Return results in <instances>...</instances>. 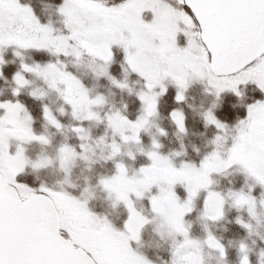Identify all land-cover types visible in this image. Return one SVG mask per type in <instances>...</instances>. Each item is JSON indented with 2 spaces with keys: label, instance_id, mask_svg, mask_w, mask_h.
<instances>
[{
  "label": "snow or ice",
  "instance_id": "6c2138e0",
  "mask_svg": "<svg viewBox=\"0 0 264 264\" xmlns=\"http://www.w3.org/2000/svg\"><path fill=\"white\" fill-rule=\"evenodd\" d=\"M180 3L183 10L173 9L163 0H123L114 7L106 6L102 0H64L58 11L65 17L70 35L56 36L50 25L41 24L32 9L19 0H0V50L12 46L43 49L55 55L74 54L77 60L87 54L107 66L113 60L112 49L121 48L128 67L145 81L147 91L139 97L144 115L133 122L116 113L108 117V122L124 143L140 144V133L158 114V97L167 92L165 81L175 84L178 103L185 99L184 93L194 81H206L217 98L226 91L241 96L240 87L249 83L264 94V0H180ZM146 11L152 13L150 23L145 22ZM194 28L199 31L194 33ZM181 36L184 46L180 44ZM3 62L0 56V64ZM21 67L42 75L53 87L62 84L61 94L72 106L74 118L100 120L92 108L104 103V98H90L87 89L71 73L53 64L44 68L27 64ZM100 74L107 75V68H101ZM14 79L17 84L14 95L19 96V90L28 81L20 73ZM113 83L127 87L115 80ZM0 111L3 112L0 115V264H150L131 245V241H139L143 227L151 222L136 210L132 197L141 199L153 188L158 189L150 197L153 213L170 235L183 237L182 241L174 239L172 264H203L202 244L191 238L184 217L193 211L194 200L201 190L208 192L203 218L214 222L223 217L224 197L210 190L212 175L237 165L264 186V99L247 106V116L239 121L226 152L224 136L217 135L213 141L216 148L198 167L184 163L177 168L170 157L159 151L143 153L151 164L132 177L126 166L118 163L116 175L102 179L101 184L117 204H124L129 211L123 231L114 228L107 217L93 213L87 201L68 192L44 186L36 190L18 182L17 177L30 164L40 168L51 161L33 163L22 147L12 154L10 142L15 140L22 145L50 141L35 134L31 116L21 103H0ZM21 113L25 115L22 117ZM44 113L50 124L57 129L62 127L47 107ZM171 115L179 130L185 132L183 113L174 111ZM204 119L221 133L227 129L211 110ZM73 130L85 132L83 128ZM161 134L166 133L161 130ZM81 147L87 150L84 145ZM111 147V158L120 155L118 144L113 142ZM153 148L158 150L160 145L154 141ZM60 154L61 166L67 168L75 152L64 146ZM128 155L135 159L131 152ZM177 184L185 187L184 201L176 193ZM229 196L235 206H247L254 215L253 197L243 192ZM238 223L251 227L242 220ZM205 243L225 256L224 246L211 233ZM240 251L241 264H249L246 246L241 244Z\"/></svg>",
  "mask_w": 264,
  "mask_h": 264
},
{
  "label": "trees",
  "instance_id": "16d2710c",
  "mask_svg": "<svg viewBox=\"0 0 264 264\" xmlns=\"http://www.w3.org/2000/svg\"><path fill=\"white\" fill-rule=\"evenodd\" d=\"M20 2L32 9L41 24L50 25L59 35H70L65 25V17L58 11L64 0H20ZM102 2L118 5L123 0H102ZM173 5L178 10L184 8L181 3L176 6L173 3ZM198 31L199 28H194L193 32ZM112 51L113 60L110 65L105 66L102 62L86 55L76 60L44 50L6 48L2 54L4 62L0 65V73H2L0 103L19 102L24 105L28 115L31 116V127L35 134L45 136L50 141L47 144L33 143L26 147V152L32 161L38 158L50 159V166L40 169L29 166L17 177L18 182L36 190L42 186L56 190L57 184L61 183L74 196H79L82 192L93 193L94 198L89 202L91 210L97 214L107 211L115 227L121 229L128 218L126 209L110 208L105 201L104 193L100 190L101 180L112 177L116 170L114 161L103 159L120 158L109 157L113 142L120 144L121 141L119 136L108 128V117L120 113L130 121L138 120L144 115V106L139 97L147 89L144 80L137 74L127 73L125 76L126 65L121 49L115 47ZM22 64L33 67L40 65L42 68L50 64L66 66L65 71L82 83L90 98L95 99L98 96L104 98V103L93 109V112L99 114L100 120L74 118L64 97L60 94L50 95L41 82L35 81L23 70ZM103 67L107 68V75L100 74ZM17 73L28 81V85L19 90V96L14 95L17 89L14 78ZM113 80L126 84L127 87L120 88L113 83ZM177 91V88L170 87L166 93L158 97V114L152 117L155 127L151 130V135L141 136L142 148L150 147L152 141L157 142L160 148L158 150L152 148V151H159L161 155L170 157L177 168L184 163L195 164L198 167L200 161L216 148L213 141L217 135L224 136V139L226 135H236L239 121L247 116V106L257 99H264V94L259 92L255 84L241 86V96L226 91L217 98L215 91L209 88L206 81L193 82L184 93L185 99L179 103L176 100ZM45 107L62 125L60 129L45 119ZM209 110L227 125L225 132L221 133L214 125L206 123L204 115ZM174 111L183 113L185 132H181L173 120L171 113ZM76 128H83L85 132L77 133L73 130ZM161 130L166 134L162 135ZM81 136L86 138L81 139ZM225 144L227 142L224 140ZM82 145L87 149L91 147L94 155L83 156L85 149L81 147ZM64 146L74 150L75 155L80 156V159L84 157V159L97 160L85 162L79 159L68 173L63 172L59 169L57 161L53 162V160L60 158V149ZM130 163L139 170L147 165V160L143 155ZM211 179L213 183L210 190L224 197L223 217L214 222L203 218L204 202L208 192L201 190L194 200L193 211L184 217L186 225L189 226L190 236L204 240L211 233L224 246V262L227 264H241L243 254L240 246L243 244L248 250L251 263L257 264L256 255L260 252L264 254V242L254 235L252 230L254 221L251 220L247 206H235L229 193L243 192L257 201L264 198L262 186L237 165L213 174ZM176 193L181 201L187 199L184 185L177 184ZM239 220L250 225V229L238 223ZM169 251V247L162 243L151 227H146L142 234L140 254L155 264H164L169 259Z\"/></svg>",
  "mask_w": 264,
  "mask_h": 264
},
{
  "label": "rangeland",
  "instance_id": "374dc122",
  "mask_svg": "<svg viewBox=\"0 0 264 264\" xmlns=\"http://www.w3.org/2000/svg\"><path fill=\"white\" fill-rule=\"evenodd\" d=\"M19 2H20V0H19ZM171 2V3H170ZM106 6H108V7H114V6H118V5H111V4H109V3H106V2H103ZM163 3L164 4H166V5H168V6H170L171 8H173V9H176L175 7H173L174 5H173V3L175 4V6L176 5H179V3H180V0H167V1H165V0H163ZM20 4H22L21 2H20ZM23 5V4H22ZM173 5V6H172ZM24 6H26V5H24ZM27 7V6H26ZM178 10V9H177ZM144 19H145V22H151V20H152V13L151 12H148V11H146L145 13H144ZM183 27V26H182ZM69 31V30H68ZM192 31H194V29H192ZM54 34L56 35V36H62V35H59V34H57L55 31H54ZM69 43H71V44H75V42H73V41H69ZM180 44H181V46H184V39H183V37L181 36L180 37ZM12 47H15V46H12ZM7 48H10V47H7ZM15 48H17V47H15ZM115 48V47H114ZM117 48H119V47H117ZM6 48H4V49H2V50H0V56H2V54H3V51L5 50ZM34 49V48H33ZM121 49V48H120ZM38 50V49H37ZM39 50H43V49H39ZM113 50V49H112ZM44 51H47V50H44ZM121 51L123 52V50L121 49ZM48 52H50V51H48ZM123 54H124V52H123ZM62 55V54H61ZM84 55H86V56H88V57H90V58H93V59H95V60H98V61H100L99 59H97V58H95V57H92V56H89V55H87V54H83L82 56H81V58L84 56ZM63 56H65V57H69V58H75L76 60H77V58H76V56L74 55V54H69V55H63ZM80 58V59H81ZM124 60H125V54H124ZM100 62H102V61H100ZM103 63V62H102ZM1 65V64H0ZM125 67H126V74H125V76L127 75V73H133V74H136V73H134V72H132L131 71V69L128 67V65H127V63L125 62ZM59 67V66H58ZM60 68H61V70L62 71H65V69H64V67H62V66H60ZM28 74H30L33 78H34V80L35 81H39V82H41L46 88H47V91L50 93V95H52V96H56V94L57 95H59L60 94V96H63L61 93H62V91H63V85L62 84H57L56 85V87H53L52 85H51V82H50V80H46L42 75H39V74H37V73H35V72H27ZM139 76V75H138ZM140 77V76H139ZM141 78V77H140ZM142 79V78H141ZM26 80V79H25ZM144 80V79H143ZM194 82H202V81H194ZM144 83H145V81H144ZM249 84H253V83H249ZM28 85V84H27ZM165 86L167 87V90L170 88V87H174V88H176V86H175V84L171 81V80H168V81H165ZM243 86V85H242ZM57 88H59L60 90L58 91L57 90ZM147 89V88H146ZM156 91L157 92H159L160 91V89L159 88H157L156 89ZM42 95V94H41ZM40 95V96H41ZM64 97V96H63ZM65 99V98H64ZM66 103V102H65ZM67 104V106H68V108L70 109V110H72V112H73V108H72V106L70 105V104H68V103H66ZM99 106V105H98ZM144 106V105H143ZM94 107H97V106H94ZM94 107L92 108V111H93V109H94ZM28 114V113H27ZM0 115H3V112L2 111H0ZM25 114L24 113H21V116L23 117ZM81 115H83V114H81ZM151 121H153L152 120V118H151V120H150V123H149V125L147 126V128H146V130H144V131H142L141 133H140V139H141V136L143 135V134H150L151 135V130L152 129H154V127H155V123H154V121L153 122H151ZM108 128L110 129V131L112 132L113 131V129L111 128V127H109V122H108ZM113 133H114V131H113ZM114 134H117L118 136H119V139H120V141H121V143L120 144H118V143H116V144H118L119 146H120V155H118V156H116L115 158H117V157H120L119 159H103V160H110V161H114L115 163H116V165L118 164V163H122V164H124L125 166H126V168H127V171H128V175L130 176V177H132V176H135L137 173H138V171L139 170H136L133 166H132V164L130 163V161H132V160H135V159H132L128 154H129V152H131L134 156H135V158H137V157H140V156H143L144 154L143 153H147V152H151L152 151V148H153V141H152V144L150 145V147H148V148H142L141 147V144H143L142 142L140 143V144H136V143H124L123 141H122V139H121V136L118 134V133H114ZM126 134H128V135H131V133L130 132H128V133H126ZM235 135H233L232 134V136H228V135H226V137H225V141L227 142V144H225V147H224V151L226 152V150H227V148L228 147H230L231 146V144H232V139H233V137H234ZM33 143H40V142H31V143H25V144H19L17 141H15V140H13V141H11L10 142V147H9V151L12 153V154H15V152L17 151V148L18 147H22L23 149H24V151H25V156L31 161V162H33V163H36V162H39V161H41V160H47V161H50V159H42V158H38V159H35L34 161H32L30 158H29V156H28V154H27V152H26V147L28 146V145H30V144H33ZM87 149V148H86ZM112 151V150H111ZM87 155H91V156H93L94 154H93V150H92V148L91 147H88V149L87 150H84V155L83 156H86L87 157ZM145 156V158H146V160H147V165L146 166H148L149 164H151V161L147 158V156L146 155H144ZM109 157H112V152H111V154L109 155ZM81 157L79 156H74L72 159H71V161L69 162V164L67 165V168H65V167H62L61 166V160H60V158L59 159H56V160H53V162H55V161H57V164H58V167H59V169L61 170V171H63V172H66V173H68L70 170H71V168L76 164V162L80 159ZM83 159H80V160H82V161H85V162H90V161H92V160H97V159H84V157H82ZM100 160V159H99ZM50 164L51 163H49V164H47V166H50ZM29 166H31V164L29 165ZM28 166V167H29ZM47 166H44V167H40V168H45V167H47ZM146 166H144V167H146ZM32 167V166H31ZM33 168V167H32ZM40 168H34V169H40ZM26 170V169H25ZM24 170V171H25ZM116 172H117V168H116V170H115V174L114 175H116ZM113 175V176H114ZM68 180V178H66V181ZM65 183V182H64ZM182 185V184H181ZM44 187H46V186H44ZM262 188H263V190H264V186H262ZM52 190H54V189H52ZM100 190L104 193V195H105V201L107 202V204H108V206L110 207V208H112V209H118V208H121V207H123L124 209H126V211H127V213H128V217H129V211H128V209H127V207H125L124 206V204H117L116 203V201H115V197L112 195V194H110L108 191H106L105 190V188L103 187V185L102 184H100ZM54 191H57V192H60V191H65V192H68L67 190H66V187L65 186H62V184L61 183H59V184H57V189L56 190H54ZM69 193V192H68ZM158 193V189L157 188H153L152 189V192L151 193H145V195H144V197L143 198H141V199H137L135 196H133L132 197V200L134 201V205H135V208H136V210L137 211H139L144 217H146L149 221H151L150 223H148V224H146L144 227H143V229H142V231H141V234H140V238H139V241L137 242V241H131V245H132V247H133V249L137 252V253H139L140 254V252H139V248H141L142 247V234H143V232H144V230H145V228L146 227H151V229H152V231H153V233L162 241V243L163 244H166L168 247H169V249H170V256H169V259H168V261L166 262V263H164V264H172V251H173V244H174V239L175 240H181L182 241V239H183V237H179V236H176V237H174L173 235H170L169 234V230L166 228V227H162L161 226V224H162V221H161V219L159 218V217H157L154 213H153V211H152V207H151V204H150V197L152 196V195H154V194H157ZM187 193V192H186ZM69 194H71V193H69ZM72 195V194H71ZM72 196H74V195H72ZM74 197H76L77 199H79V200H82V201H87V205H88V208L91 210V208H90V206H89V202L94 198V194L93 193H89V192H82L79 196H74ZM247 210H248V212H249V215H250V217H251V220H253L254 222V225L252 226V230H253V232H254V235L255 236H257V237H259L260 238V240H262L263 242H264V198H262V199H260V200H255V209H254V215L249 211V208L247 207ZM92 211V210H91ZM93 212V211H92ZM93 213H95V212H93ZM97 216H99V217H101V218H103V217H107V219L111 222V224L113 225V227L114 228H116V229H118L117 227H115V225L113 224V221L109 218V214H108V212L106 211V212H103V214L101 213V214H97V213H95ZM127 220H128V218H127ZM126 220V221H127ZM126 221H125V223H126ZM125 223H124V225H125ZM124 225H123V227L121 228V229H118V230H120V231H123L124 230ZM65 235H67L66 233H65ZM192 238V237H191ZM193 240H197V241H200L201 242V244H202V249H201V252H202V256H203V264H227L226 262H224V257H222L221 256V254H220V252L217 250V249H215V248H212V247H209L208 245H207V243H205V241H207V239H208V237L206 238V239H204V240H199V239H195V238H192ZM263 249H264V244H263ZM140 255H142V254H140ZM247 256H248V260H249V264H252L251 263V261H250V256H249V254H248V251H247ZM256 258H257V260H258V262H257V264H264V254L262 253V252H260V253H258L257 255H256ZM150 264H155V263H153V262H151L150 261Z\"/></svg>",
  "mask_w": 264,
  "mask_h": 264
}]
</instances>
